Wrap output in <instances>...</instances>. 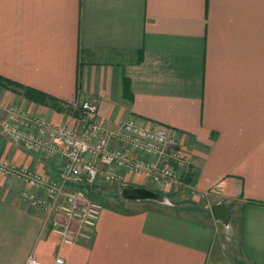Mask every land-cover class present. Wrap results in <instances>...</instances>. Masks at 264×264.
<instances>
[{
    "label": "crops",
    "instance_id": "1",
    "mask_svg": "<svg viewBox=\"0 0 264 264\" xmlns=\"http://www.w3.org/2000/svg\"><path fill=\"white\" fill-rule=\"evenodd\" d=\"M0 78L49 99L0 86V164L55 180L57 158L3 136L5 111L71 124L65 109L94 98L110 129L166 128L196 192L217 190L195 209L124 173L91 239L62 245L32 190L0 171V264H264V0H0ZM124 186L168 204L124 199Z\"/></svg>",
    "mask_w": 264,
    "mask_h": 264
},
{
    "label": "built area",
    "instance_id": "2",
    "mask_svg": "<svg viewBox=\"0 0 264 264\" xmlns=\"http://www.w3.org/2000/svg\"><path fill=\"white\" fill-rule=\"evenodd\" d=\"M70 125L35 120L26 113L10 109L2 134L46 157L60 159L63 165L55 180L27 170L0 164V171L24 182L32 191L25 199L41 208L50 229L60 244L73 245L91 239L102 206L91 202L81 188L98 180L112 182L124 173L170 183L175 172L167 165L173 160L178 168H186L190 158L180 150H172L171 136L158 125L144 127L133 120L110 129L98 120V102L91 98L75 106ZM142 156H149L151 161ZM26 264H46L30 257ZM65 264L61 257L51 263Z\"/></svg>",
    "mask_w": 264,
    "mask_h": 264
},
{
    "label": "rangeland",
    "instance_id": "3",
    "mask_svg": "<svg viewBox=\"0 0 264 264\" xmlns=\"http://www.w3.org/2000/svg\"><path fill=\"white\" fill-rule=\"evenodd\" d=\"M75 106L76 105L70 107L68 109L69 111L68 110L66 111V109H65L64 113L67 116L75 114V109H74ZM10 109H14L15 113H18V111H22V109H20L19 107L8 108V109H6L5 114H4V116L6 118L9 115L8 112L10 113ZM25 113L29 117H31L35 120L48 121L44 117L38 116L36 114L27 113L26 111H25ZM48 122H50V121H48ZM52 124H54V123H52ZM59 125H70V122L65 121L64 123H61ZM169 135L171 136V140L173 139L172 140L173 144H170L172 150L174 149L176 151H179L180 148H179L178 141L176 140V138H174L172 136V134L170 132H169ZM23 147L26 148L25 146H23ZM26 149H28V148H26ZM28 150H30V149H28ZM41 155H43V154H41ZM142 157L148 161L152 160L149 158V156H146V157L142 156ZM50 158L56 159L53 157H50ZM56 160L58 161V167L61 168L63 165V162L60 159H56ZM167 165L169 167H171L175 172L174 181H171L170 183H168V182H163V181H160V182L153 181L152 179L144 178V177H142V178L149 180V182L152 185H154L155 188L160 189L159 190V191H161L160 194L168 196L169 201H171V202L173 201L174 203H177V204H181L182 202H184V203H182V205L189 206L191 208L196 209V205L193 203V201H195L196 196H197V198L200 197V199L202 200L203 203H205V202L211 203V201L214 199L215 194L217 193V190L214 188V190L212 192L209 191V192H206L204 194H198L196 192V189L190 183V178H189L190 174H191L190 173L191 165H192L191 160H190L189 165L187 166V169L185 167L184 168L176 167V163L172 159L167 162ZM116 175L118 177L116 178V180H114L112 182H105L103 180H98V182L96 184H93L89 187H83L81 189H82V191H84V194L86 195V197L91 202H96V203L100 204L101 206H102V203L105 201L119 200V197L117 194H115V191H114L115 189L112 186H114L116 184L120 185L121 183H124L125 177H124V172L122 170L116 169ZM41 177H43V176H41ZM45 178H47V177H45ZM185 196H189V197H187L188 199H185ZM189 200H191V201L189 202Z\"/></svg>",
    "mask_w": 264,
    "mask_h": 264
},
{
    "label": "water",
    "instance_id": "4",
    "mask_svg": "<svg viewBox=\"0 0 264 264\" xmlns=\"http://www.w3.org/2000/svg\"><path fill=\"white\" fill-rule=\"evenodd\" d=\"M121 197L124 199H131V200H146V201H154L161 204H168L167 199L160 194H157L153 191L145 190V189H138V188H131L124 186L121 190ZM213 216L218 219L222 220L223 222L227 219V214L224 211L222 205L217 204L212 209Z\"/></svg>",
    "mask_w": 264,
    "mask_h": 264
},
{
    "label": "trees",
    "instance_id": "5",
    "mask_svg": "<svg viewBox=\"0 0 264 264\" xmlns=\"http://www.w3.org/2000/svg\"><path fill=\"white\" fill-rule=\"evenodd\" d=\"M0 86L5 87V88H9L11 90L14 89L13 87L21 89L22 93H23L22 95H24L25 98L30 99V100H34L35 102H38L41 104H46V102L49 101V99H47L45 96H42L41 94H39L37 92L22 88L16 84H14L10 81L4 80L2 78H0Z\"/></svg>",
    "mask_w": 264,
    "mask_h": 264
}]
</instances>
